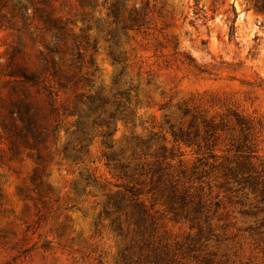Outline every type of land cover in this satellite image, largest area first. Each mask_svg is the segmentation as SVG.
<instances>
[{
    "label": "rangeland",
    "instance_id": "1",
    "mask_svg": "<svg viewBox=\"0 0 264 264\" xmlns=\"http://www.w3.org/2000/svg\"><path fill=\"white\" fill-rule=\"evenodd\" d=\"M257 1L0 0V264H120L123 252L130 264H144L150 251L118 236L103 215L106 199L127 181L103 156L107 129L91 127L111 114L108 153L121 163L151 161L139 158V141H148L150 154L164 147L176 178L196 188L205 172L211 201L220 195L225 226L210 243L211 263L207 250H187L188 224L159 223L151 241L175 253L171 264H264ZM22 74L44 79L56 94L58 115L45 125L49 133L57 123V131L38 150L3 130L12 90L48 114L46 93L22 85ZM83 133L80 160L64 155L63 145ZM237 164L239 187L224 193L223 170Z\"/></svg>",
    "mask_w": 264,
    "mask_h": 264
},
{
    "label": "trees",
    "instance_id": "2",
    "mask_svg": "<svg viewBox=\"0 0 264 264\" xmlns=\"http://www.w3.org/2000/svg\"><path fill=\"white\" fill-rule=\"evenodd\" d=\"M256 6L260 11H264V0H258ZM234 30V26H231L230 37L233 36ZM22 77L24 78L20 82L22 85L41 87L46 93L48 114L42 112L39 104L27 92H23L22 97L18 98L16 92L12 90L15 97L9 104V122L2 124L3 130L8 134L9 139L20 141L38 150L46 145L49 133L54 136L57 131V123L51 126L49 133L45 125L49 117L55 118L58 115L56 94L46 81L39 79L37 75L22 74ZM90 111L94 113L96 109L91 106ZM113 117L114 114H111L109 120L105 122H99L97 119L91 121V127L95 130L96 128L107 129L100 135L104 139L107 150L103 156L108 162L118 164L121 176L127 180L124 184L117 185V191L106 199L103 215L110 218V225L118 236L129 234L132 242L150 251L146 259L142 261L144 264H171L176 257L166 244L153 245L151 241L152 235L163 220L172 224H188L190 231L184 239L187 250L190 252L201 248L207 250L209 254L207 260L211 263L214 255L209 250L210 243L213 240L219 241L225 224L222 223L223 216L219 212L221 210V199H218L220 195H216V201L212 202V186L209 183L211 187L207 185L208 189H205L202 183L208 174L203 172L199 175L200 185L196 188L189 179L180 181L171 172V165L168 162L170 156H167L164 147L150 154L148 141H139V158L145 159L150 156L151 161L141 160L133 165L130 162L121 163L119 154L108 153L113 148V144L107 141L115 131V129L108 130L112 125ZM96 136L97 134L94 137ZM88 139V133H83L82 139L77 144L67 143L63 145L61 152L66 156L69 153L74 160H80V155L86 152ZM223 174L224 180L218 188L223 189L224 193L232 192L231 188L235 185L239 187V164L224 168ZM182 245V243L178 244V249ZM126 253H122L120 264H130L132 259ZM134 264H141V260L136 259Z\"/></svg>",
    "mask_w": 264,
    "mask_h": 264
}]
</instances>
